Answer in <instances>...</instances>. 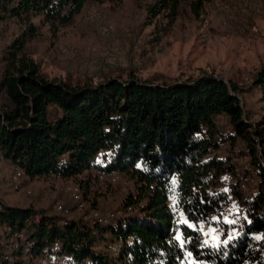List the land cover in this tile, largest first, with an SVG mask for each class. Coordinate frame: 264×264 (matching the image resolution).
Returning <instances> with one entry per match:
<instances>
[{
	"label": "trees",
	"instance_id": "obj_1",
	"mask_svg": "<svg viewBox=\"0 0 264 264\" xmlns=\"http://www.w3.org/2000/svg\"><path fill=\"white\" fill-rule=\"evenodd\" d=\"M106 1L0 0V23L13 19L19 27L0 52V157L28 179L61 176L81 185L102 183L95 168L118 173L135 183L122 208L131 211L103 229L0 201V231L9 229L0 239V264H36L60 255L72 264H264V116L254 122L242 101L252 87L215 73L180 80L141 79L129 71L126 77L58 81L28 53V43L40 34L34 19L57 34L87 4ZM210 1L147 0L149 24L164 22L152 42L159 44L183 12L200 17ZM252 86L264 101V68ZM224 148L228 156L221 155ZM236 151V158L249 159L245 172L234 163ZM99 156L104 165L97 168ZM84 171L89 175L79 178ZM244 184L253 191L245 193ZM233 201L244 215L238 235L227 245L202 246L200 229L224 228ZM181 213L194 228L178 223ZM15 232L27 238L18 249ZM177 232L190 241L183 248ZM104 240L119 243L114 254L99 250Z\"/></svg>",
	"mask_w": 264,
	"mask_h": 264
},
{
	"label": "rangeland",
	"instance_id": "obj_2",
	"mask_svg": "<svg viewBox=\"0 0 264 264\" xmlns=\"http://www.w3.org/2000/svg\"><path fill=\"white\" fill-rule=\"evenodd\" d=\"M146 3L147 0L89 3L74 24L57 34L36 18L34 22L41 25L40 34L28 43L27 51L41 65L45 75L58 81L86 80L104 73L126 77L129 71L141 79L163 75L180 80L215 73L227 82L232 80L252 87L242 101L251 110L254 122L264 116L262 95L252 86L254 77L264 68V0H211L200 17H194L190 11L183 12L159 44L152 42L158 35L155 27L160 29L164 22L157 20L154 25L149 24ZM18 34L16 21L1 22L0 52ZM226 148L222 156L229 155ZM237 155V151L232 155L234 163L245 172L250 168L249 159L236 158ZM15 168L0 157V201L49 215H57L55 205L61 203L71 211L67 218L78 222H86L94 214L104 217L122 211L127 196L136 191L134 181L123 176L116 185L83 181L85 207L79 209L53 178L24 177V185L33 194L16 192L10 185ZM230 178L228 175L225 180ZM224 186H227L225 182ZM243 186L245 193L254 189L252 184ZM228 210L230 213L226 211L223 220L225 222L227 217L235 220L234 224L225 222L224 228L209 225L203 229L204 233L216 229L215 233L204 235L210 246L213 234L219 235L221 242L229 234L238 235L243 211L237 201H233ZM118 247V242L104 240L99 250H108L112 255Z\"/></svg>",
	"mask_w": 264,
	"mask_h": 264
},
{
	"label": "built area",
	"instance_id": "obj_3",
	"mask_svg": "<svg viewBox=\"0 0 264 264\" xmlns=\"http://www.w3.org/2000/svg\"><path fill=\"white\" fill-rule=\"evenodd\" d=\"M103 165H104L103 158L102 156H99L95 163V167L99 168L100 166H103ZM94 172H95V176L97 177V179L102 183L109 182L112 185H116L119 183L120 178H121V176L118 173L107 175L106 173L96 168L94 169ZM88 175H89V171H84L83 175L78 176V177L80 178V177H85ZM24 177H25L24 171L20 167H16L12 174L10 185L13 188V190H15L16 192H25L27 195H32L33 194L32 190L28 189L23 183ZM54 179L58 182V184L61 185V189L64 191V193L69 194L70 199L74 203L78 204L79 209H83L85 207L82 187L79 184V182L75 180V178L64 179L61 176H57ZM55 208H56V211L58 212V215L62 216V218H64L65 220H67L66 217H69V215L71 214V211L61 203H57L55 205ZM0 209H1V206H0ZM130 211H131V208L127 210L118 211L116 213H110L104 217L99 216L98 214H94L88 219V222L94 226H98L103 229L109 228V226H111V224L116 218L126 217L128 216ZM227 213H230L228 209H227ZM7 231H9V229L7 228H4V231L2 232L0 231V239H2L4 232H7ZM103 236L104 234L102 233V231H100L98 234V239L102 240ZM12 240L14 241L15 248L18 249L22 243L26 242L27 238L23 232H15L13 234ZM57 246L58 245L56 244V247ZM48 263L49 264H72V262L68 258L61 256V255L56 256L49 260H40L36 264H48Z\"/></svg>",
	"mask_w": 264,
	"mask_h": 264
},
{
	"label": "snow or ice",
	"instance_id": "obj_4",
	"mask_svg": "<svg viewBox=\"0 0 264 264\" xmlns=\"http://www.w3.org/2000/svg\"><path fill=\"white\" fill-rule=\"evenodd\" d=\"M225 179H227V178L225 177ZM175 183L176 182L173 181V185H175ZM172 199H173V205H174V208H175L177 206L176 205L175 196H173ZM180 215H181L182 218H181L180 221H178V223L187 225V227H189V228H194L193 224L189 223L187 219L183 218L184 217V213H181ZM225 222L229 223V224H234L236 221L235 220H228L227 217H225ZM200 231H203V229L201 228ZM215 232H216V229H210L209 232H205L204 235L208 236L210 233H215ZM235 235H236V233L229 234L227 236V238L224 239L222 242L220 240V236L219 235H214V234L211 235L212 247H219L221 243H223L224 245H227L229 243V241L234 239ZM259 238L260 237H257V239H259ZM174 239H175V241L178 242L179 247H181V248H183L187 242H190V241H186L185 238H183V235L180 232L176 233ZM209 243H210V241L208 239H205L202 242V246H208ZM188 256H191L190 252L188 253Z\"/></svg>",
	"mask_w": 264,
	"mask_h": 264
}]
</instances>
